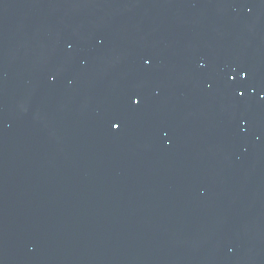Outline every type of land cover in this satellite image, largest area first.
I'll return each mask as SVG.
<instances>
[{"label":"water","instance_id":"95a60500","mask_svg":"<svg viewBox=\"0 0 264 264\" xmlns=\"http://www.w3.org/2000/svg\"><path fill=\"white\" fill-rule=\"evenodd\" d=\"M0 264H264V0H0Z\"/></svg>","mask_w":264,"mask_h":264},{"label":"snow or ice","instance_id":"6c2138e0","mask_svg":"<svg viewBox=\"0 0 264 264\" xmlns=\"http://www.w3.org/2000/svg\"><path fill=\"white\" fill-rule=\"evenodd\" d=\"M244 74H245L244 72H241V75H242V76H243ZM134 102H137V101H134ZM112 126H113L114 128H115V127H118L117 124H113Z\"/></svg>","mask_w":264,"mask_h":264}]
</instances>
